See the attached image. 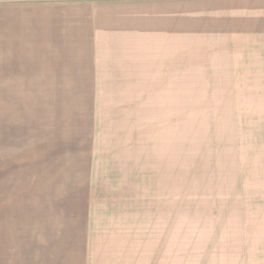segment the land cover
<instances>
[{"label":"rangeland","instance_id":"obj_1","mask_svg":"<svg viewBox=\"0 0 264 264\" xmlns=\"http://www.w3.org/2000/svg\"><path fill=\"white\" fill-rule=\"evenodd\" d=\"M221 1L0 0V264H264V22Z\"/></svg>","mask_w":264,"mask_h":264},{"label":"crops","instance_id":"obj_2","mask_svg":"<svg viewBox=\"0 0 264 264\" xmlns=\"http://www.w3.org/2000/svg\"><path fill=\"white\" fill-rule=\"evenodd\" d=\"M210 1H211L210 3L214 2V0H210ZM223 1L230 2L231 0H222L221 2ZM232 3L233 6L242 5L248 8L247 11L244 12V17L247 15H252L253 17L257 16L256 19L252 18L249 19L248 21H254V22L257 21V23L264 22V0H232ZM74 31L75 32H73V30H69V37L66 38L69 46V55H76L79 53L86 54L87 51L83 49H86L88 45H90V35L88 34L89 29H76ZM79 48H82L81 52L77 51V49ZM26 52H29V54H31L30 51H27L26 48L23 47V50L21 51L23 63L25 62ZM32 52L35 53V51Z\"/></svg>","mask_w":264,"mask_h":264}]
</instances>
